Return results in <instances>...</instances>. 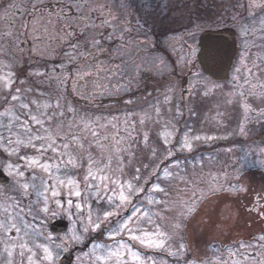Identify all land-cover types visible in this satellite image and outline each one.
<instances>
[{"label": "rangeland", "instance_id": "1", "mask_svg": "<svg viewBox=\"0 0 264 264\" xmlns=\"http://www.w3.org/2000/svg\"><path fill=\"white\" fill-rule=\"evenodd\" d=\"M159 1H163L160 7ZM8 2L9 0H0V3ZM12 2L19 4L21 0ZM186 2L187 0H89L88 10L84 12L86 18L91 16L88 20L89 27L85 29L82 23L73 21L78 31L84 33L79 43L81 48L94 37L101 40L98 48L91 49L94 56H89L87 62L80 65V69L91 72V76L80 82L82 86L78 85L77 93L65 90L67 101L77 110V121L81 116L102 118L98 130L108 139L102 141V148L93 145L90 149L93 156L104 163L111 156L115 177L118 183L122 180L126 186L129 182L136 183L133 178L137 175V167L144 172L143 164L149 161L150 149L163 148L165 138L170 141L172 156L169 157L165 151L156 164L163 162L166 164L163 171L173 175L164 176L162 171L159 179L152 176L147 184L141 181L140 186L145 191L132 197V204L124 206L120 217L127 216L133 207L139 205L142 210L153 213L151 220L142 215L137 220L133 216L130 226L143 227L149 231L158 228L162 233L171 234V238L167 235L158 237L165 240L164 249L148 248L138 241L128 239L126 231L113 241L107 238L110 226L102 225L101 232L88 234L84 243H73L70 251L62 252L59 264H102L95 257L104 254L103 249L94 251L93 244L86 243L89 236L101 234L105 242L95 243L115 247L122 241L141 256V261H133L125 250L124 259L127 264H224L229 260L230 248H237L241 242L255 243L253 238L264 231V224L258 219L256 211L264 207V199H261L264 197V24L261 23L264 21V12L258 8L248 11L245 6L249 0H192L188 3L189 6L185 5ZM201 5L206 9L204 17L207 15V8L215 11V19L211 23L235 30V52L231 60L230 75L222 83L203 76L197 64L198 38L203 30L193 34L192 26L200 24L204 29L205 20H199L195 11ZM100 8L106 10L92 11ZM14 11L15 9L9 10L10 19ZM213 14H209V18ZM190 15H194L192 22L188 20ZM221 16L223 20L220 19ZM234 16L237 20H233ZM110 17L113 18L114 27L101 24L102 20ZM145 20L148 26L138 28ZM21 21L22 17H15L17 27ZM242 25L249 27L245 35H241ZM7 27L4 9L0 8V30ZM126 28L130 31L122 33L121 30ZM105 32L108 35H103ZM145 33L148 34L146 40ZM28 46L25 43V50ZM52 47L59 50L55 42ZM188 47H195L197 55L191 63L184 64L181 57L189 55ZM6 63L7 60L0 63V75L7 71L3 67ZM53 63L56 61L48 58L40 63L29 64L25 61L22 67L17 64L15 72L23 77L28 75L31 68H42L45 64L50 67ZM197 72L211 82L207 88ZM72 73H77L74 65ZM21 86L27 87L28 84L26 82ZM253 91L257 95H250ZM82 95H87V99H81ZM245 104L253 109L248 121L244 119ZM0 105H3L2 96ZM67 118L72 119V116ZM141 119L144 123H141ZM242 123L245 127L243 134L239 131ZM67 131V128L57 129L60 135ZM145 134L149 137L147 145L144 141ZM81 135L87 133L82 132ZM197 135L217 138L193 140L191 152L180 150L177 141H182L185 136L193 138ZM133 138L135 143H132ZM229 141L238 143L222 145ZM126 144L130 147L120 151ZM26 151L31 153V150ZM73 151H76L75 143ZM9 159L14 161L16 157ZM121 160L125 162L120 163ZM6 162L4 154H0V169L10 178V183L0 188V204L16 203L19 198L20 207L24 209L22 215L42 233L35 237L36 243L54 248L55 244L70 240L73 229L82 232L84 224L81 221L86 223L88 205H84L81 213L74 204L69 210L67 204L69 198L74 202H82L81 198L68 197L67 189H60L61 194L56 198H51L49 192L50 201L60 199L63 209L52 204L58 214L48 216L41 226L43 197H38L32 190L27 198H22L20 192L14 193L13 177L5 170ZM86 167L85 158L84 168L74 170V178L82 180ZM150 171H156L155 165ZM38 175L46 176L42 172ZM153 183L166 188L170 195L154 191L151 187ZM209 188L215 189L214 195L209 193ZM201 194L211 196V199L201 201L194 218L187 222L186 227H175L181 221L182 213L187 214L188 203L192 199H198ZM83 195L86 196L87 193L84 192ZM108 195L112 193L109 192ZM149 197L163 198L167 204H150ZM88 204L92 205L95 219V202L88 201ZM30 206L34 211L27 215ZM32 216L36 217L35 220ZM209 216L220 226H212L208 222ZM56 221L69 224L67 233L60 237L50 233V226ZM49 236L50 240L47 238ZM181 244L186 249L183 253L179 251ZM2 248L0 245V252ZM258 251L264 253V249ZM170 252L178 254L169 255ZM0 264H3L2 258ZM107 264H115V259Z\"/></svg>", "mask_w": 264, "mask_h": 264}, {"label": "snow or ice", "instance_id": "2", "mask_svg": "<svg viewBox=\"0 0 264 264\" xmlns=\"http://www.w3.org/2000/svg\"><path fill=\"white\" fill-rule=\"evenodd\" d=\"M89 0H21L19 4L9 0L8 3H0V8L4 9V20L8 27L0 30V63L7 60L3 65L7 71L0 75V96L3 97V105H0V154H4L7 161L5 170L7 174L13 177V191L20 192L22 198L30 195V190L35 191L38 197H43L42 213L40 218L41 226L46 222L48 216H56V208L63 209V202L60 199L51 198L60 196V189H67L68 197L75 196L81 198L82 202H74L71 198L67 200L69 210L73 204L78 212L83 213L84 205H88L86 223L82 232L72 230L70 240L55 244L50 247L47 244L36 243L35 237L42 235L34 224L29 223L20 207L19 198L16 203L0 204V245L3 246L0 252L3 264H59L62 259L61 253L70 251L71 244L84 243L90 233L101 232L102 225L110 226L107 238L116 240L125 231L128 239L138 241L141 245L148 248L164 249L165 240L158 237L171 234H165L158 230L149 231L143 227L130 226L132 217L137 220L140 216L148 217L149 221L153 213L150 210H142L137 205L133 207L132 212L121 218V210L126 204H132V197L144 192L145 189L140 186V182L145 184L149 182L152 176L160 178L161 171L166 168V164H156L160 156L166 151L169 157L173 154V148L169 147L170 141L165 138L163 148H151V156L147 163L143 164L144 172L141 168H136L137 175L134 176L136 183L129 182L126 186L122 180L117 181L115 172L112 168V158L109 156L107 162L96 159L91 148L93 145L103 147L102 141H107V137L99 132L101 126V117L95 119L81 116L77 121L76 108L70 104L65 97V90L70 89L72 93L78 92V85L85 77L91 76V72L82 71L80 65L87 62L89 56H94L91 49L98 48L101 44L99 38H93L80 47V40L84 33L78 31L73 21L83 24L84 28L89 27L88 20L84 12L88 10ZM248 11L260 9L264 12V0H249L245 6ZM15 9L12 18H9V10ZM106 8L92 9L95 11H105ZM15 17H22L20 25L15 24ZM112 17L102 20V25L114 27ZM223 20V16L220 17ZM237 20V17H233ZM264 24V21L261 22ZM145 20L139 27H147ZM212 25L211 27H217ZM193 34L203 30L200 24H194ZM130 31V29H122ZM249 27L241 26V35L247 34ZM103 35H108L107 32ZM110 38V36H109ZM123 34L121 39H123ZM148 34H144V39ZM59 46L52 47L53 43ZM25 43L29 46L25 50ZM216 46H212L210 52H214ZM189 55L181 57L184 64L191 63L196 57L195 47H188ZM45 58L55 60L56 63L45 64L42 68H31L27 76H19L15 72L17 64L22 67L24 62L40 63ZM59 58V59H58ZM83 58V59H81ZM243 56L241 57V62ZM77 68V73L73 75L72 66ZM255 66V65H254ZM175 71V69H174ZM239 71V69H237ZM251 72V69H249ZM205 85V88L211 83L202 74L197 72ZM27 82V87H22ZM15 86V87H14ZM255 88V86H253ZM207 95V92H205ZM243 96L244 94L241 93ZM250 95H257L251 92ZM81 99H87V95L80 96ZM63 101V103H62ZM131 102V101H129ZM4 105H8L5 107ZM245 121H248L253 109L245 104ZM179 111V110H178ZM71 115L72 119L67 117ZM159 115V110H157ZM141 123L144 120L141 119ZM67 128V133L60 135L57 129ZM241 134L245 132L244 124L239 126ZM87 135H81V133ZM217 137L199 135L189 138L185 136L182 141H177L180 150H193V140L200 141L214 140ZM145 144L149 142L147 134L144 136ZM132 139V143H135ZM76 145V151H73V144ZM119 143V141H117ZM130 145H124L119 149L124 151ZM26 150H31V153ZM51 153L52 155H49ZM135 157V153L132 154ZM16 159L10 160L11 157ZM85 158L87 159L86 171L82 180L74 178V170L84 168ZM125 161L121 160L120 163ZM155 165L156 171H150ZM163 165V167H162ZM27 170V172H26ZM122 171V169L120 170ZM44 173L46 176H40L38 173ZM164 176H172L173 173L163 171ZM39 181V183H37ZM127 187V191H125ZM154 191L170 195L168 190L160 184L151 185ZM230 187H232L230 185ZM83 189V192H82ZM209 193L215 194V189L209 188ZM242 191H247L242 189ZM87 195L84 196L83 193ZM111 192L112 195H108ZM195 195V194H194ZM211 199V196L205 197L203 194L198 199H192L187 205V214L182 213V219L175 227H186L187 222L194 218L198 211L201 201ZM261 199H264L262 197ZM88 201H94L96 205L95 219H93L92 205ZM149 203L166 205L167 201L163 198L153 199L149 197ZM55 204L56 208L51 205ZM254 209H249L253 211ZM34 209L30 206L27 215H31ZM257 211V217L264 224V207ZM35 216L32 219L35 220ZM212 226L219 227L213 222L211 216L208 221ZM49 240L51 236L47 237ZM255 243L241 242L235 249H229V260L224 264H246L252 261L254 264H264V253L258 251L264 249V231L253 238ZM31 245V246H30ZM93 250L103 249L102 255H96V260L107 264L108 261L115 259V264H127L124 259L125 254L129 255L133 261H141V256L133 251L131 247L122 241L117 246H105L99 243H93ZM247 249H257L249 252ZM126 250V253H125ZM183 244L180 245V253L185 251ZM178 253L170 252L169 255L176 256ZM19 257V261H17ZM143 264V262H142Z\"/></svg>", "mask_w": 264, "mask_h": 264}, {"label": "water", "instance_id": "3", "mask_svg": "<svg viewBox=\"0 0 264 264\" xmlns=\"http://www.w3.org/2000/svg\"><path fill=\"white\" fill-rule=\"evenodd\" d=\"M234 31L220 29L206 31L199 37V53L197 62L204 76L213 82L220 83L229 76L231 58L234 53ZM216 46L214 52H210ZM10 178L0 169V188L8 185ZM69 224L65 221H56L50 226V233L60 237L67 233Z\"/></svg>", "mask_w": 264, "mask_h": 264}, {"label": "trees", "instance_id": "4", "mask_svg": "<svg viewBox=\"0 0 264 264\" xmlns=\"http://www.w3.org/2000/svg\"><path fill=\"white\" fill-rule=\"evenodd\" d=\"M211 2V1H210ZM207 15L204 17V15L203 16H199L200 18H199V20H201V21H204L205 20V22H204V29H203V31H207V30H211V31H213V30H218V29H221V28H223L222 26H220V25H218L217 27H211L212 25H217V24H215V23H211L210 21L215 17V11H213V9H208L207 8ZM212 13H214L213 14V16L212 17H210L209 18V14H212ZM193 18H194V15H193ZM218 17H216V19H217ZM215 19V18H214ZM202 31V32H203ZM153 81H156V80H153ZM235 143H238L237 141H229V142H227V143H224V144H222V145H231V144H235ZM191 157H193V156H191ZM164 164V163H163ZM162 167H163V165H162ZM162 172V171H161ZM154 178V177H153ZM152 181H153V179H152ZM95 243V242H105L104 241V236L101 234V235H91V236H89L88 238H87V241H86V243L88 244V243ZM64 264H66V263H64Z\"/></svg>", "mask_w": 264, "mask_h": 264}, {"label": "flooded vegetation", "instance_id": "5", "mask_svg": "<svg viewBox=\"0 0 264 264\" xmlns=\"http://www.w3.org/2000/svg\"><path fill=\"white\" fill-rule=\"evenodd\" d=\"M191 1H192V0H187V2H186L185 5H186V6H189L188 3H191ZM205 1H207V0H205ZM161 4H163V1H159V7H160ZM195 11H196V15H197V16H203V15H205L206 9H204L203 6L201 5L198 9H195ZM188 20H189V21H191V20L193 21V17L190 15L189 18H188ZM192 21H191V22H192ZM202 22H203V21H202ZM222 27H223V26H222ZM225 28H227V29H232V30H233V28H231V27H223V29H225Z\"/></svg>", "mask_w": 264, "mask_h": 264}]
</instances>
